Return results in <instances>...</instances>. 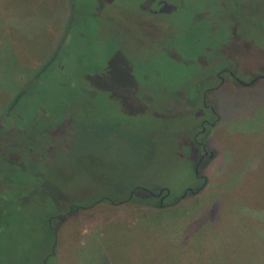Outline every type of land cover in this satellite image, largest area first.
<instances>
[{
	"label": "rangeland",
	"instance_id": "374dc122",
	"mask_svg": "<svg viewBox=\"0 0 264 264\" xmlns=\"http://www.w3.org/2000/svg\"><path fill=\"white\" fill-rule=\"evenodd\" d=\"M235 4L0 0V264H264V79L249 84L264 60L234 47L224 16L257 23L264 7ZM48 122L51 149L72 148L8 166L16 130Z\"/></svg>",
	"mask_w": 264,
	"mask_h": 264
},
{
	"label": "trees",
	"instance_id": "16d2710c",
	"mask_svg": "<svg viewBox=\"0 0 264 264\" xmlns=\"http://www.w3.org/2000/svg\"><path fill=\"white\" fill-rule=\"evenodd\" d=\"M72 2H73V0H72ZM87 7V9L89 8L88 6H86ZM90 44L88 45V46H90V49H91V51H90V53H91V57L89 58V61H88V63H85V65H87V67H88V69H87V72L86 73H88V76H89V78L91 79V80H96L97 78H98V76H96V74H94V72L92 71V69L89 67L90 65H92V64H94L95 62H97V56H98V53L101 55V53L99 52V51H101V49H100V47L97 45V44H95V43H91V42H89ZM158 56H155L154 58H153V61H157L158 60ZM120 62V61H119ZM123 62H125V61H123ZM120 63H122V62H120ZM113 64H115V63H113ZM122 64H126V62L125 63H122ZM107 75H109V74H107ZM223 87V84L220 86V87H218L217 89H215V91H217V90H219V89H221ZM201 101H202V108L204 109V101L201 99ZM192 103V102H191ZM193 104V103H192ZM201 105V104H200ZM195 111V109H191V111L188 113H179V115H187V114H190V116H188L189 118H187V120L186 121H184V124L185 123H188V125L187 126H189V128L188 129H186V128H184V130L186 129V131H185V139H188L187 138V133L188 134H190V132H191V129L195 126V128H194V130L195 129H197V127H198V124L200 123V121H201V119L200 118H197V119H194L193 117H192V113H195L194 112ZM87 113H88V111H87ZM215 113V112H214ZM196 114V113H195ZM176 115H178V114H176ZM93 117H94V115H93ZM92 117V118H93ZM49 120V119H48ZM90 123V122H89ZM47 126H46V128H43L44 130H42V132H39V129L37 128V126H38V124H36V126H34V125H32L31 127H32V129H30V131H29V134L26 136L21 130H16V129H14V130H16L17 132H15V133H18V134H21V135H24V137H23V139L21 140L20 138H18V137H16V138H18V139H20L19 140V144L17 145V146H19V153H18V155L17 156H15V155H13V156H15V158H19V161H16L15 163L13 162L14 161V159H12V160H10V162L8 163V166H11V167H14V166H16V164H17V162L18 163H21V161L22 162H24V163H27V161H28V159H32V160H35V159H37V157L41 154V156H42V154H46V155H48V156H50V157H57V155H56V153H57V150L58 149H56V146H55V150L56 151H54L53 149H51L52 147H54V145H56L57 143H59V141H58V138H59V136H60V130L58 131V130H56V128H54V125H53V123H50V122H48L47 124H46ZM84 125H85V123H84ZM80 126L82 127L83 125L82 124H80ZM80 130H82V128H79ZM79 129L77 128V131L78 132H76L77 134L79 133ZM171 130H173L172 128H171V126H168V130H167V133H169V135H171V137L173 138V137H175V136H177V132L176 131H174V132H170ZM193 130V131H194ZM59 135V136H58ZM9 136V135H8ZM14 136H16V135H14ZM76 137H78V136H76ZM75 137V138H76ZM190 138L192 139V135H190ZM73 141H74V139H73ZM73 141H72V143L70 144V146L69 147H67V148H65V149H63V150H68L69 151V149H71L72 148V144H73ZM193 141V146H194V149L196 150V151H198V148H197V146L195 145V143H194V139L192 140ZM1 146V145H0ZM0 150H1V152L2 151H4L3 149H2V147H0ZM63 150H58V151H63ZM65 152H67V151H65ZM188 152H189V159L190 160H192V147H191V149L189 148L188 149ZM200 158V157H199ZM198 158V159H199ZM195 161V160H194ZM198 160H196L194 163H196ZM29 170H30V168H29ZM95 171V170H94ZM93 171V172H94ZM102 171V170H101ZM11 173H12V171H10ZM94 173H96V172H94ZM25 174H31L30 172L29 173H27V169H24V171H22L21 173L20 172H17V173H15V176H16V178H15V180L17 179V178H22L23 176H25ZM7 175H9V173L7 172ZM192 175V174H191ZM139 176V175H138ZM7 181H8V183H10V184H12V185H17V184H19V183H17V182H14V183H12V179L11 178H8L7 179ZM8 187H10V185H8ZM206 187V185L204 186V188ZM13 190H15V189H13ZM12 190V191H13ZM10 191V190H9ZM18 192V191H17ZM24 193H27V191H25ZM232 200V199H231ZM255 219L256 220H262V222L261 223H264V216H255Z\"/></svg>",
	"mask_w": 264,
	"mask_h": 264
},
{
	"label": "flooded vegetation",
	"instance_id": "af4514ba",
	"mask_svg": "<svg viewBox=\"0 0 264 264\" xmlns=\"http://www.w3.org/2000/svg\"><path fill=\"white\" fill-rule=\"evenodd\" d=\"M235 1V5L233 7H239L240 9H246L247 5L250 3V2H256L257 5L259 6H262L264 7V0H245L244 2H242L243 0H234ZM237 7V8H238ZM239 11V10H238ZM230 12V11H229ZM239 14V13H238ZM238 14L235 13H231L230 12V16L228 14V11L224 13V16L225 18H229L233 24L235 23V27L231 33V39H232V42L234 43V47L236 49H239V50H242L244 53L248 54L250 53L252 50L255 51L254 54H258V57L261 58L262 60H264V49H261V51L258 49V47L261 46V43L257 44L256 43H252V40H257V39H254V37H257L259 35H264V31H258L260 29L263 28L264 30V11L261 12V17H259L260 19L258 20L257 23H254V22H249L247 21L245 18L241 19L242 17L239 16ZM240 14H242L240 12ZM243 15V14H242ZM240 17V18H239ZM238 19V21H237ZM245 20V21H244ZM253 24L251 25L252 27L249 26V23ZM251 28H254L256 29L257 31L254 32ZM248 31H251V35L248 37H245V33L248 32ZM227 43H229L227 41ZM255 58V57H254ZM252 59V58H250ZM115 67L114 69L118 71V73H121L125 67H127L126 64H122L119 62V59H115ZM228 74L229 78L233 79V81L241 84V85H248L247 82L239 79L236 77V75L234 74L233 71L229 70V69H224V70H221L217 73V77L218 79L220 80V82L222 83L224 81V78L221 77V74ZM260 79H264V77L262 75H258V76H254L250 81H249V84H254L256 83L258 80ZM210 90V89H209ZM209 90H204L205 91V94H204V103H205V98H206V95L208 93ZM211 113L214 114V111L213 109H211ZM206 122V120L203 121V124ZM203 131H204V128H203ZM195 141H196V138H195ZM202 148V155L200 156L199 159H197L198 161L195 163V167L198 165V167L200 166L201 162H202V159L204 158L205 155H207L208 153L205 151V148L204 146L202 145L201 146ZM195 170V168H194ZM198 173V172H197ZM197 173L194 172L195 175H197ZM163 189H160L158 192H154V193H151L148 194L150 197L152 198H157L159 199V202L160 203H163V200L166 198V195L168 194H163ZM135 191H144V193H147V188L145 187H141V186H137L135 189H134V192ZM134 192L130 193V198L134 195ZM73 206V205H72ZM71 206V207H72ZM70 207V209H71ZM71 212V210H69V213ZM56 218V219H60L62 216H53V218ZM45 264V263H43Z\"/></svg>",
	"mask_w": 264,
	"mask_h": 264
},
{
	"label": "water",
	"instance_id": "95a60500",
	"mask_svg": "<svg viewBox=\"0 0 264 264\" xmlns=\"http://www.w3.org/2000/svg\"><path fill=\"white\" fill-rule=\"evenodd\" d=\"M210 156V158H212V153L209 155ZM198 165L195 167V173H197L198 172ZM198 174V173H197ZM189 191L191 192V193H194L193 191H192V189H189Z\"/></svg>",
	"mask_w": 264,
	"mask_h": 264
}]
</instances>
